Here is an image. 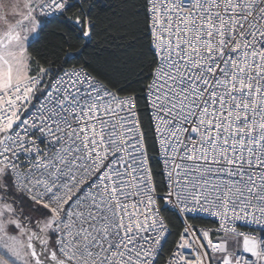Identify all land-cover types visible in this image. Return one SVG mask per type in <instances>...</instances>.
<instances>
[{"label": "snow or ice", "instance_id": "1", "mask_svg": "<svg viewBox=\"0 0 264 264\" xmlns=\"http://www.w3.org/2000/svg\"><path fill=\"white\" fill-rule=\"evenodd\" d=\"M0 264H264V0H0Z\"/></svg>", "mask_w": 264, "mask_h": 264}]
</instances>
